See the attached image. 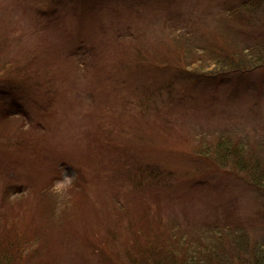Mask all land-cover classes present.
Returning a JSON list of instances; mask_svg holds the SVG:
<instances>
[{
    "label": "rangeland",
    "instance_id": "374dc122",
    "mask_svg": "<svg viewBox=\"0 0 264 264\" xmlns=\"http://www.w3.org/2000/svg\"><path fill=\"white\" fill-rule=\"evenodd\" d=\"M0 80L10 264H264V0H0Z\"/></svg>",
    "mask_w": 264,
    "mask_h": 264
},
{
    "label": "trees",
    "instance_id": "16d2710c",
    "mask_svg": "<svg viewBox=\"0 0 264 264\" xmlns=\"http://www.w3.org/2000/svg\"><path fill=\"white\" fill-rule=\"evenodd\" d=\"M232 70H239L232 69ZM1 81V80H0ZM225 153H222V152ZM250 151L239 148V149H228L222 145L217 147L216 153L218 155L226 156L231 155L236 159V165L240 168V170L245 171L251 178V184L256 188L264 189V162L259 157L255 159L246 160L248 158V154ZM222 153V154H220ZM180 234L175 235V238L166 244V248L163 246L161 248L153 247V245L149 244L145 246L137 259L131 260V264H215L213 260L217 261L220 259V256L217 258L214 254H217L218 251L222 250V241L219 240H211L212 242L198 244V245H190L189 241ZM19 243H12L9 247H1L0 248V264H10L11 255L18 254L20 252L17 247ZM187 248H193V255L190 260L183 258L184 250ZM223 254V253H222ZM220 255V254H219ZM223 256V255H221ZM260 259L264 260V255L259 256ZM133 261V262H132ZM220 261V260H219ZM217 263H222L218 262ZM264 263V262H263Z\"/></svg>",
    "mask_w": 264,
    "mask_h": 264
}]
</instances>
